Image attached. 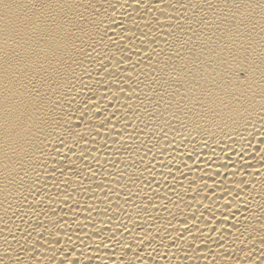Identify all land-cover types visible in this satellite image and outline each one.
Returning <instances> with one entry per match:
<instances>
[{
  "label": "bare ground",
  "instance_id": "1",
  "mask_svg": "<svg viewBox=\"0 0 264 264\" xmlns=\"http://www.w3.org/2000/svg\"><path fill=\"white\" fill-rule=\"evenodd\" d=\"M0 264H264V0H0Z\"/></svg>",
  "mask_w": 264,
  "mask_h": 264
}]
</instances>
